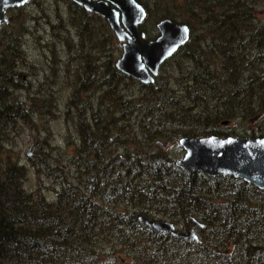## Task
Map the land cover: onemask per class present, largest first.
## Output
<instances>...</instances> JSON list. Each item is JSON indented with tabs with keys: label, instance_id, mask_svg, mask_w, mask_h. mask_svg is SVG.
I'll use <instances>...</instances> for the list:
<instances>
[{
	"label": "trees",
	"instance_id": "1",
	"mask_svg": "<svg viewBox=\"0 0 264 264\" xmlns=\"http://www.w3.org/2000/svg\"><path fill=\"white\" fill-rule=\"evenodd\" d=\"M136 1L148 21L187 25L188 40L160 66L152 84L142 85L119 73L111 54L99 59L88 51L104 47L90 23L103 36L112 31L102 16L65 0L82 62L64 113L73 116L77 144L67 157L69 170L62 162L51 170L36 157L41 147L28 159L38 177L45 173L51 180V200L26 191L27 169L2 158L0 264H264V191L174 165L182 137L264 138V16L254 17L252 0ZM29 18L9 16L0 28V156L12 130L33 127L36 118H56L55 87L63 71L46 56L42 88L33 90L24 78L35 71L22 48ZM57 20L49 26L59 24L64 41V24ZM143 21L139 29L154 38ZM47 49L54 57L56 44ZM165 65L177 66L178 77ZM122 82L136 92L120 95ZM17 91L26 92L23 101ZM139 217L181 231L193 228L197 240L155 231Z\"/></svg>",
	"mask_w": 264,
	"mask_h": 264
},
{
	"label": "water",
	"instance_id": "2",
	"mask_svg": "<svg viewBox=\"0 0 264 264\" xmlns=\"http://www.w3.org/2000/svg\"><path fill=\"white\" fill-rule=\"evenodd\" d=\"M28 1L0 0V27L8 23V9L21 7ZM72 1L105 19L121 49L120 57L114 63L115 69L142 85L153 83L160 65L189 37L187 25L163 18L155 24L158 35L151 40L144 38L138 25L145 17V10L136 0ZM177 144L182 155L174 165L181 171L202 173L207 177H230L264 191V138L182 137ZM158 145L166 147V143ZM138 221L172 237L197 240L194 229L180 232L167 221L144 217H139Z\"/></svg>",
	"mask_w": 264,
	"mask_h": 264
},
{
	"label": "rangeland",
	"instance_id": "3",
	"mask_svg": "<svg viewBox=\"0 0 264 264\" xmlns=\"http://www.w3.org/2000/svg\"><path fill=\"white\" fill-rule=\"evenodd\" d=\"M180 1L181 0H178V2ZM163 7L165 8V5H163ZM252 7L254 17L264 16V0H254ZM18 9L19 8L8 9V16L19 15L24 16L25 18H29L31 16L32 18L27 20L26 26L28 30L22 37V48L27 60L34 64L35 71H28L26 76L29 77L24 78L28 81H32V85L34 86L33 90L42 88L43 83L46 82L45 74H42L41 72L47 64L45 58L46 56H48L50 66L53 64L63 72L60 75V85L55 87V93L58 99L54 110L56 118L53 119L51 116H48V118L42 117L41 119L36 118L33 127L31 126L29 128L24 125H20L18 130H12L8 137L9 140L3 147L5 152L0 156V163L3 158L5 161L9 159L11 161H15L18 165L25 167L28 172L26 180L23 184L25 190L31 193L39 191L42 196L51 200L55 196L51 180L47 178L45 173H42L40 177H38L35 174V168L31 166L28 159L34 156L37 150L41 147L40 153L36 157L43 158L45 162L50 165L51 170L61 162L64 170L68 167L67 157L73 152L74 146L77 144L78 136L75 130L76 125L73 116H66L64 113L65 103L75 87L72 76L74 78L75 70H77L76 68L82 64L81 60L77 56L76 44L78 42V38L76 33L71 30L70 24L66 23L69 12L68 5L65 0H29L27 4L21 7V11ZM160 9L162 8L160 7L158 10ZM58 16L60 18L62 17L61 19L65 27H63V30H66V34L64 35L67 36L64 41H61L59 37L60 34L57 35L60 31V25L57 24L54 32H52V29L49 26V23L58 22L56 19ZM175 20L179 21L180 19L176 17ZM156 21L157 20L155 18L149 21L144 19L143 21V24L149 23L148 28H152L149 35L150 37H154L157 34L156 29L153 27ZM90 25H92L99 35V37H96L97 40H100L101 38L104 43V47L102 52V48H100L99 45H92L87 47V49H90L88 51L99 59L100 57H103L104 54L108 56L111 54L112 58L117 60L120 57L121 49L118 41L116 43L115 40L111 38L114 34L111 32L113 36H103L101 33L102 31L100 32L96 29L95 25L91 23ZM197 25L198 24L194 26L195 28L192 32L194 40L199 38L198 35L200 31L196 27ZM52 43L56 44L55 58L47 49V45H51ZM105 46H108V48H105ZM163 68L169 71L168 73H170V70H174V78L178 77L176 73L177 66L174 65L169 67V65H165ZM163 72L164 71L161 70V73ZM173 83L174 82L171 81L170 85ZM123 84L124 83L122 82L118 86L119 94L129 95L131 92H136V87L134 85H130L128 83ZM46 86H48V84ZM15 96L22 100L26 96V92L17 91ZM29 152L30 155H28ZM180 156H178L177 159H179ZM69 169L70 168L67 170Z\"/></svg>",
	"mask_w": 264,
	"mask_h": 264
},
{
	"label": "bare ground",
	"instance_id": "4",
	"mask_svg": "<svg viewBox=\"0 0 264 264\" xmlns=\"http://www.w3.org/2000/svg\"><path fill=\"white\" fill-rule=\"evenodd\" d=\"M140 5H141V4H140ZM141 6H142V5H141ZM142 7H143V6H142ZM143 8H144V7H143ZM41 9H42V8H41ZM42 10H43V9H42ZM45 10H46V9H45ZM144 10H145V8H144ZM40 11H41V10H40ZM46 11H47V10H46ZM70 11H71V10H70ZM42 13H43V11H42ZM79 13H80V11H79ZM81 13H82V12H81ZM81 13H80V14H81ZM83 13H84V12H83ZM44 14H45V13H44ZM69 15H70V14H69ZM73 15H74V14H73ZM87 15H88V14H87ZM45 16H46V15H45ZM45 16H44V17H45ZM67 16H68V15H67ZM70 16H71V15H70ZM76 16H78V15H76ZM89 16H90V15H89ZM91 16H92V15H91ZM91 16H90V17H91ZM40 17H41V16H40ZM63 17H64V16H63ZM71 17H72V16H71ZM73 17H74V16H73ZM81 17H84V16L81 15ZM87 17H88V16H87ZM38 18H39V17H38ZM41 18H42V17H41ZM58 18H59V17H58ZM58 18H56V19H58ZM61 18H62V17H61ZM65 18H66V17H65ZM67 18H68V17H67ZM75 18H76V17H75ZM31 19H32V18H31ZM45 19H46V18H45ZM71 19H73V18H71ZM77 19H78V17H77ZM81 19H82V18H81ZM83 19L85 20V18H83ZM89 19H90V18H89ZM35 20H36V19H35ZM41 20H43V19H41ZM48 20H49V19H48ZM75 20H76V19H75ZM75 20H74V21H75ZM31 21H33V20H31ZM39 21H40V19H39ZM67 21H68V20H67ZM74 21L72 20V24L74 23ZM89 21H91V19H90ZM37 22H38V21H37ZM46 22H48V21H46ZM64 22H65V21H64ZM70 22H71V21H70ZM70 22H69V23H70ZM76 22H77V20H76ZM83 22H84V21H83ZM40 23H41V22H40ZM29 24H30V23H29ZM49 24H50V23H49ZM67 24H68V22H67ZM77 24H78V22H77ZM80 25H81V23H80ZM5 26H6V25H5ZM50 26H51V25H50ZM52 26H54V23H53ZM70 26H71V25H70ZM70 26H69V27H70ZM29 27H30V26H29ZM69 27H68V29H69ZM71 27H72V26H71ZM71 27H70V28H71ZM50 28H51V27H50ZM64 28H65V27H64ZM74 28H75V27H74ZM74 28H73V29H74ZM77 28H78V26H77ZM52 29H54V27H53ZM55 29H56V28H55ZM55 29H54V30H55ZM78 29H80V28H78ZM71 30H72V28H71ZM71 30H68V31H71ZM23 31H24V30H23ZM63 31H64V30H63ZM65 31H66V30H65ZM65 31H64V32H65ZM76 31H77V30H76ZM25 32H26V31H25ZM28 32H29V31H28ZM73 32H74V30H73ZM32 33H33V32H32ZM67 33H68V32H67ZM64 34H65V33H64ZM65 36H66V35H65ZM89 43H90V42H89ZM16 45H18V44H16ZM12 48H13V47H12ZM15 48H16V47H15ZM83 48H84V47H83ZM84 49H85V48H84ZM18 50H19V49H18ZM78 50H79V49H78ZM88 50H90V49H88ZM82 51H83V49H82ZM85 52H86V51H85ZM82 53H83V52H82ZM82 53H81V54H82ZM88 53H89V52H88ZM77 54H78V52H77ZM79 54H80V53H79ZM84 54H85V53H84ZM104 55H105V54H104ZM81 56H82V55H81ZM89 57H90V56H89ZM108 57H109V56H108ZM96 59H97V58H96ZM80 60H81V59H80ZM85 60H87V59H85ZM103 60H104V59H103ZM86 62H87V61H86ZM104 62H105V61H104ZM88 63H89V62H88ZM96 63H97V62H96ZM84 65H85V64H84ZM90 65L92 66V64H90ZM91 66H90V67H91ZM84 67H85V66H84ZM94 67H95V66H94ZM92 68H93V67H92ZM88 69H89V68H88ZM73 71H74V70H73ZM81 71H82V70H81ZM78 72H79V71H78ZM83 72H84V71H83ZM84 76H85V75H84ZM87 77H88V76H87ZM89 77H90V76H89ZM89 77H88V78H89ZM90 78H91V77H90ZM94 81H95V80H94ZM97 81H98V80H97ZM94 99H95V98H94Z\"/></svg>",
	"mask_w": 264,
	"mask_h": 264
},
{
	"label": "flooded vegetation",
	"instance_id": "5",
	"mask_svg": "<svg viewBox=\"0 0 264 264\" xmlns=\"http://www.w3.org/2000/svg\"><path fill=\"white\" fill-rule=\"evenodd\" d=\"M192 2H196V3H200L201 1H205V0H191ZM241 0H238V3L240 2ZM253 1V4H254V0H252ZM253 4H252V6H253ZM193 6H194V4H193ZM197 7V5L196 6H194V8H196ZM148 39V38H147Z\"/></svg>",
	"mask_w": 264,
	"mask_h": 264
},
{
	"label": "snow or ice",
	"instance_id": "6",
	"mask_svg": "<svg viewBox=\"0 0 264 264\" xmlns=\"http://www.w3.org/2000/svg\"><path fill=\"white\" fill-rule=\"evenodd\" d=\"M185 31H187V29H185Z\"/></svg>",
	"mask_w": 264,
	"mask_h": 264
}]
</instances>
